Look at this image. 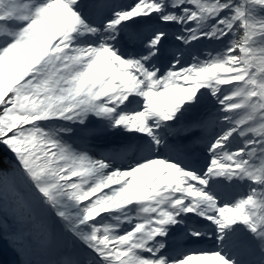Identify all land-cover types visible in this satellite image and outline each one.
I'll return each instance as SVG.
<instances>
[{
  "label": "snow or ice",
  "instance_id": "obj_1",
  "mask_svg": "<svg viewBox=\"0 0 264 264\" xmlns=\"http://www.w3.org/2000/svg\"><path fill=\"white\" fill-rule=\"evenodd\" d=\"M0 145L21 264H264V0H0Z\"/></svg>",
  "mask_w": 264,
  "mask_h": 264
},
{
  "label": "rangeland",
  "instance_id": "obj_2",
  "mask_svg": "<svg viewBox=\"0 0 264 264\" xmlns=\"http://www.w3.org/2000/svg\"><path fill=\"white\" fill-rule=\"evenodd\" d=\"M0 150L4 154V158L11 163L13 154L3 145H0ZM210 244H205L204 247H210ZM24 253L19 252L17 247L11 243V236L0 235V264H21L25 259Z\"/></svg>",
  "mask_w": 264,
  "mask_h": 264
},
{
  "label": "trees",
  "instance_id": "obj_3",
  "mask_svg": "<svg viewBox=\"0 0 264 264\" xmlns=\"http://www.w3.org/2000/svg\"><path fill=\"white\" fill-rule=\"evenodd\" d=\"M0 155H2L4 160H6L8 163H10L8 159L4 158V154H3V152L1 150H0ZM4 166L6 167L7 165L5 164Z\"/></svg>",
  "mask_w": 264,
  "mask_h": 264
}]
</instances>
